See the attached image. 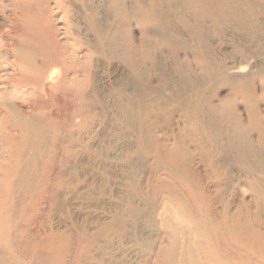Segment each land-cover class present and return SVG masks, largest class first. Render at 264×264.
Wrapping results in <instances>:
<instances>
[{
  "label": "rangeland",
  "instance_id": "rangeland-1",
  "mask_svg": "<svg viewBox=\"0 0 264 264\" xmlns=\"http://www.w3.org/2000/svg\"><path fill=\"white\" fill-rule=\"evenodd\" d=\"M96 1L89 0L92 10ZM140 1L142 10L136 0H100L98 17L102 28L115 31L122 22L117 5L127 18V32L120 33L119 39L131 44L128 51L142 52L144 39L155 45L149 50V61L147 56L141 59V67L148 72L147 98L126 60L110 59L88 48L95 35L71 13L73 0H51L54 7L60 2L63 18L58 22L68 27H50L48 17L43 27L31 24L27 19L34 13L31 8L15 12L8 8L6 17L0 10V39L8 49L21 40L57 46L64 30L69 31L67 44L76 51L71 65L53 69L50 74L62 71L60 78L54 84L47 79L46 87L36 92L49 104H59L58 97L81 77L77 51L86 49L92 55L85 96L73 94L63 102L62 145H55L56 160L48 165L46 189L23 222L27 229L18 233L27 240L34 238L31 254L38 249L34 235L44 238L53 227L57 233L68 234L72 242V257L60 264H80L86 235L94 240V255L102 254L105 264H150L172 231L169 225L180 223L179 202L191 200L185 171L203 179L217 216L224 212L240 216L243 225L248 214L261 215L264 227V208L254 202L258 195L254 185L258 179L264 181V174H253L256 168H264V54L241 62L236 48L245 45L256 51L244 32L227 24L217 27L209 20L199 23L190 11H176L175 0H159L155 9L165 14V20L153 22L151 0ZM162 2L170 5L164 7ZM162 29H168L166 36L154 33ZM203 61L212 66L225 62L235 68L225 76L205 79ZM185 67L187 78L181 73ZM239 67L243 72L236 73ZM6 77L10 80L15 74L10 70ZM25 84V93L34 91L31 78ZM32 98L25 96L27 101ZM66 149L73 156L64 164ZM55 190L58 197L51 201ZM133 210L137 212L134 223ZM119 218L127 227L123 237L114 235ZM147 245L152 251L145 256Z\"/></svg>",
  "mask_w": 264,
  "mask_h": 264
},
{
  "label": "bare ground",
  "instance_id": "bare-ground-1",
  "mask_svg": "<svg viewBox=\"0 0 264 264\" xmlns=\"http://www.w3.org/2000/svg\"><path fill=\"white\" fill-rule=\"evenodd\" d=\"M136 1L138 8L142 10L143 3L140 0ZM175 1L178 2L176 11L179 13L190 11L197 17L199 23L203 24L209 20L217 27L227 24L234 27L236 31L244 32L248 42L254 44L256 51L245 45L242 48H236L241 62L264 54V0ZM150 2L151 20L164 21L165 18L162 15L165 14L159 15V11L155 9L159 0ZM162 3L164 7L170 5ZM94 4L95 8L92 10L89 0H73L72 2L73 16L88 27V30L94 32L95 39L93 43H87L88 48L91 47L96 53L110 59L126 60L130 65V72L136 78L137 87L145 94V91L149 90L145 80L148 72L141 67V59L147 56L149 61V50L155 45L144 39L142 52L136 49L128 51L132 48L131 44L121 43V37L119 39L120 33L127 32L124 24L127 19L124 16L125 11L116 5L123 24L120 22L118 29L108 32L102 28L98 17L101 8L100 0ZM56 6H52L51 0H0V10L5 17L8 8H12L14 12L31 8L32 11L34 9V13L27 18L31 24L43 27L42 23L47 21L48 17L50 27H68L67 23L58 22L63 18L59 11L62 7L60 2H57ZM54 30L58 36V30ZM48 32L50 33L49 30L43 29L45 36ZM154 33L166 36L168 29ZM61 35L64 37H61L57 46L21 40L8 49L0 39V264H60L65 260L68 261L72 255L69 256L70 245H72L69 241L70 236L66 233H57L53 227L47 229L48 234L44 238L34 235L38 249L33 254L28 251L32 247L34 238L27 240L26 237L23 238L24 235H18L19 232L22 234L27 229L23 222L27 215L32 213L33 205L40 199L41 192L46 189V171L49 163L55 159L54 147L56 144L62 145L63 136L59 125L63 122L64 113L60 111L63 102L72 99L73 94L75 97L84 98V87L90 78L88 72L92 64V55L86 49H82L77 51L80 57L78 67L82 75L58 97L59 104H49L36 93L39 88L46 87L47 79L54 84L60 78L62 71L50 74L53 69L62 65L65 68L68 67V63L75 57L76 51L67 44L69 31L64 30ZM106 39L107 49H105ZM203 67L205 79L225 76L228 69L235 68L233 65L227 66L225 62L219 66H212L205 61H203ZM242 69L239 67L235 72L241 73ZM10 70L14 72L15 77H10L9 80L6 76ZM181 73L184 78H187L189 71L185 67ZM26 78H31L33 81L34 91L29 89L30 93L24 92L28 86L25 84ZM61 82H65V77ZM28 94L33 98L27 101L25 96ZM26 102L27 107L24 104ZM30 107L42 108V110L29 112L27 108ZM53 107H57L56 113L51 111ZM82 109L83 107L79 112ZM201 111V108L197 110V117ZM229 116L234 118L232 113ZM194 126L197 127L198 123H194ZM201 134L204 135L205 131L202 130ZM66 151L67 155L61 161L64 164L73 156L71 151L67 149ZM245 161L247 163L248 160ZM170 163L172 164V161ZM259 172L264 174V168H256L253 174L257 175ZM183 173L190 184L191 200L179 202L180 223L169 225V231L170 229L172 231L166 234L161 245V252L150 260V264H264L262 216L248 214L247 221L243 225L240 216H232L228 212L217 216L212 208V198L204 190L203 179L190 171ZM61 186L60 181L58 190ZM254 186L258 194L254 202L258 208H264L262 197L264 181L261 182L258 179ZM58 193L57 190L51 193V201L56 200ZM130 217L134 223L137 212L131 211ZM115 228L117 230L114 235L122 234L119 237L125 235L127 227L124 226L123 218L117 220ZM82 240L84 245L79 263L87 260L88 264H105L102 254L96 257L93 253L94 240L89 235ZM151 251L150 246H145L144 255L148 256Z\"/></svg>",
  "mask_w": 264,
  "mask_h": 264
}]
</instances>
